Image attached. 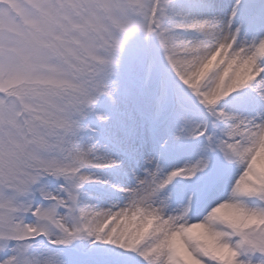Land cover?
Here are the masks:
<instances>
[{"label": "snow or ice", "instance_id": "1", "mask_svg": "<svg viewBox=\"0 0 264 264\" xmlns=\"http://www.w3.org/2000/svg\"><path fill=\"white\" fill-rule=\"evenodd\" d=\"M0 264H264V0H0Z\"/></svg>", "mask_w": 264, "mask_h": 264}]
</instances>
